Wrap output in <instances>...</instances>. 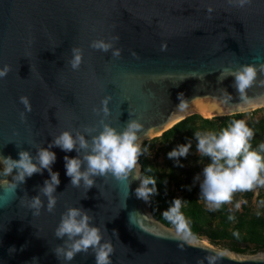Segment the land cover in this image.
I'll return each instance as SVG.
<instances>
[{"label": "water", "instance_id": "water-1", "mask_svg": "<svg viewBox=\"0 0 264 264\" xmlns=\"http://www.w3.org/2000/svg\"><path fill=\"white\" fill-rule=\"evenodd\" d=\"M114 36L119 58L89 46ZM72 47L83 50L79 70L68 65ZM245 63L264 65V0L242 8L229 0H0V67L11 69L0 79V155L18 159V148L35 155L31 145L47 147L64 130L96 126L102 114L93 108L106 96L107 122L119 129L138 119L140 144L191 113L202 115L197 109L214 117L262 107L264 73L247 99L233 77L218 81L223 69ZM180 94L187 103L178 108ZM21 96L29 98L30 112ZM51 150L60 179L54 212L33 215L29 199H20L25 192L38 195L50 179L47 170L27 178L15 195L0 184V264H95L91 250L69 262L53 251L63 243L54 232L70 206L90 210L112 243V264H208L206 256L212 264H264V251L241 253L195 236L191 246L179 244L173 226L153 215L150 200L136 197L138 179L129 186L108 176L88 191L72 187L63 158L77 153ZM134 172L142 179L139 160Z\"/></svg>", "mask_w": 264, "mask_h": 264}, {"label": "clouds", "instance_id": "clouds-1", "mask_svg": "<svg viewBox=\"0 0 264 264\" xmlns=\"http://www.w3.org/2000/svg\"><path fill=\"white\" fill-rule=\"evenodd\" d=\"M229 3H235L236 6L242 8L249 4L250 0H229ZM212 11L213 9L209 7L208 12ZM118 39V36L112 37V42L97 39L91 41L89 46L105 53L111 52L113 58H119L121 49L115 48L113 43ZM161 50L165 51L166 45H162ZM70 51L71 58L68 65L72 70H79L83 62V50L79 47H72ZM10 70L9 65L0 67V79L6 78ZM258 72L264 73V65L257 67L251 63L240 64L234 69H223L218 81H223L229 76L233 77V87L239 97L247 99V90L257 82ZM260 84L264 85V81H260ZM178 98L180 99L178 108L187 103L183 94H180ZM110 100L111 97L106 96L101 100L98 108H93L94 113L102 114L96 126H84L82 132L64 130L59 135L53 136L47 147L31 145L36 149L35 155L23 148H18L20 149L18 159L0 155V184L10 188L15 195L16 189L24 184L27 178L37 173L42 174L44 170H47L50 179L44 180L38 195L29 198L25 192L20 199L25 197L29 199L28 206L33 210V215H39L41 209L49 213L54 212L57 203L56 189L60 184V179L59 172L52 170V165L56 161V153L51 149L58 147L66 153L72 151L77 153L74 157L65 155L63 158L65 174L70 178L72 187L78 188L83 185L88 191L96 187L97 178L108 176L120 183L127 182L129 186L132 180L138 179L140 184L135 189V195L138 199L148 202L157 192L156 180L147 175L142 179L138 178L134 172L139 157L147 151L142 149L138 135L143 125L138 119L133 118H130L119 129L107 122L110 116L108 107ZM19 102L24 105L26 112L31 111L30 100L27 96L19 97ZM19 115L21 122H25V112ZM129 115L131 117L130 113ZM253 137V130L244 120H233L218 131L197 130L193 133L196 152L209 161L194 181H199L200 198L204 200L210 211L219 210L223 205L231 203L233 194L238 191L251 190L257 184L264 185V176L261 175L264 172V142L253 148L250 143ZM191 148V142L178 145L168 153V157L178 162L180 157H187ZM42 197L46 198V204ZM7 203L8 201L5 202ZM184 203L185 201L181 198H174L161 215L173 226L174 235L180 242L179 244L191 246L193 232L190 221L182 211ZM89 213L90 210H85L82 206L66 208L54 232L56 238L62 240L63 243L57 245L53 251L58 259L69 262L77 254H87L91 250L95 257V264H112L110 259L114 251L112 243L104 239V233L93 223V216ZM229 219L233 217L230 216ZM104 231H107L106 228ZM205 259L208 264H212L209 256ZM198 264H204V262H198Z\"/></svg>", "mask_w": 264, "mask_h": 264}, {"label": "trees", "instance_id": "trees-1", "mask_svg": "<svg viewBox=\"0 0 264 264\" xmlns=\"http://www.w3.org/2000/svg\"><path fill=\"white\" fill-rule=\"evenodd\" d=\"M255 110L257 109L253 112ZM242 115L243 111L214 117L191 113L162 134L143 140L141 147L147 151L139 157V162L142 178L147 175L156 180L157 192L150 198V207L153 215L163 224L172 226L161 213L170 206L174 198H181L185 201L182 211L190 221L193 236L205 238L211 244L222 245L227 249L252 254L264 251V215L251 211L245 205L241 210H228L226 205H223L216 212L210 211L198 200L192 182L193 174L199 169L200 163L209 162L206 157L195 154L196 141L193 133L209 129L218 131L233 120H241ZM246 123L254 132L250 143L256 148L264 142V117L259 120L249 119ZM188 142L192 143V148L187 157H180L178 162L176 159H169L170 151ZM156 143L161 146L162 165L148 155V150ZM190 155L195 157L194 162L188 161ZM230 216L233 219H229Z\"/></svg>", "mask_w": 264, "mask_h": 264}, {"label": "rangeland", "instance_id": "rangeland-1", "mask_svg": "<svg viewBox=\"0 0 264 264\" xmlns=\"http://www.w3.org/2000/svg\"><path fill=\"white\" fill-rule=\"evenodd\" d=\"M253 112V110H241L244 112V115H242L241 120H244L245 122L249 119L253 120H259L264 117V106L256 108ZM231 114V113H230ZM212 130V129H209ZM264 140V137H263ZM148 155L150 158H152L153 161H155L158 164L162 165L163 162V156L160 143H156L153 147H151L148 150ZM195 154H198L195 152ZM188 161H195V157L193 155H190L188 157ZM206 163H200V167L195 173L193 174L192 182L195 186V194L198 197V200L201 202V204L208 208L202 198H200V189H199V181H194V178L197 176V174L202 172V168ZM264 176V174H261ZM249 193H251L249 195ZM228 210H234V209H243V206L245 205L253 212H259L264 215V185H255L251 190L248 191H238L233 194L232 202L229 204H225ZM217 211V210H216ZM215 211V212H216ZM205 241H208L205 238H202ZM222 247V245H217ZM224 248V247H223Z\"/></svg>", "mask_w": 264, "mask_h": 264}, {"label": "bare ground", "instance_id": "bare-ground-1", "mask_svg": "<svg viewBox=\"0 0 264 264\" xmlns=\"http://www.w3.org/2000/svg\"><path fill=\"white\" fill-rule=\"evenodd\" d=\"M191 109L193 110L194 108H191ZM197 110L200 111L202 113V115L205 116V117H209L210 116L209 113H206V111H203L202 109H197Z\"/></svg>", "mask_w": 264, "mask_h": 264}]
</instances>
